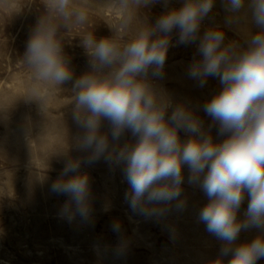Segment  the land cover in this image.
<instances>
[{"label": "clouds", "instance_id": "9594fccd", "mask_svg": "<svg viewBox=\"0 0 264 264\" xmlns=\"http://www.w3.org/2000/svg\"><path fill=\"white\" fill-rule=\"evenodd\" d=\"M158 0H109L103 8L113 10L114 35L97 40L88 33L82 46L90 54L91 71L72 84L75 110L72 119L82 134L74 148L83 157L68 156L51 191L67 197L59 210L62 219L72 222L79 216L87 221L92 213L90 177L81 171L101 158L124 165L129 185L125 201L133 213L161 219L181 199L183 167L189 170L188 183L197 184L208 198L198 219L206 230L223 241V256L232 253L227 264H256L264 258V237L235 249L230 246L242 229H264V0H248L251 19L259 31L248 46L238 51L224 45L222 30L210 28L200 35L201 23L211 12L214 0H184L182 7L161 15L155 25L139 27L126 42L137 8ZM48 15L42 18L28 41L24 63L34 87L29 97L43 101L45 90L58 89L73 81L63 47L57 38L58 26L83 25L91 10L88 0H43ZM167 5L168 0H164ZM229 21L245 7V0H223ZM177 44L199 41L201 59L194 60L188 75L203 87L209 77L218 78L221 91L203 105L204 112L218 124V134L227 138L217 143L203 129V122L186 105L173 104L148 82L162 75L170 36ZM155 37V38H153ZM108 71H105V70ZM169 109H171L170 115ZM109 129L103 132V122ZM190 134L181 141L179 133ZM125 132L134 143L120 144ZM248 196L243 221L237 212ZM107 210V209H106ZM112 230L122 231L119 220ZM123 241L118 246L123 249Z\"/></svg>", "mask_w": 264, "mask_h": 264}, {"label": "rangeland", "instance_id": "374dc122", "mask_svg": "<svg viewBox=\"0 0 264 264\" xmlns=\"http://www.w3.org/2000/svg\"><path fill=\"white\" fill-rule=\"evenodd\" d=\"M184 0H164L142 6L135 11L126 43L139 27H152L156 20L172 9L182 7ZM91 10L83 25L58 26L57 38L73 74V81L58 89L41 93L44 102L28 96L34 83L24 63L28 41L39 21L48 15L43 0H0V264H227L232 253L223 256V241L206 230L199 217L208 198L197 184L188 183L189 170L183 167V209L175 202L165 217L146 218L132 212L125 201L129 190L123 174L124 165H113L101 158L81 171L90 177L92 213L89 220L79 216L71 223L59 216L66 196L51 191L68 156L83 157L74 148L75 138L82 134L72 119L75 110L72 84L91 71L90 54L82 46L85 35L99 40L112 37L116 22L113 10L103 8L109 0H88ZM223 0H214L211 12L202 23L200 35L210 29L222 30L224 45H235L238 51L259 28L251 19L248 0L245 7L229 21ZM155 38V37H153ZM177 34L170 36V46L162 75L148 82L154 90L166 95L173 104L186 105L203 122V129L214 142L228 134H218V124L203 110V105L219 93L218 78L209 77L203 87L188 75L194 60L201 59L197 44H177ZM105 71H108L107 69ZM171 109H169V115ZM109 125L103 122L102 131ZM186 141L190 134L179 133ZM134 143L125 132L120 144ZM248 196L237 212L243 221ZM107 209V210H106ZM119 220L122 231L112 230ZM264 237V229H242L230 246L235 249ZM123 241V249L118 246ZM264 264V258L256 261Z\"/></svg>", "mask_w": 264, "mask_h": 264}]
</instances>
